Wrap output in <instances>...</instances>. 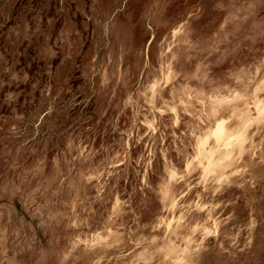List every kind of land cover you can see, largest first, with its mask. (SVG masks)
<instances>
[{
    "label": "rangeland",
    "instance_id": "374dc122",
    "mask_svg": "<svg viewBox=\"0 0 264 264\" xmlns=\"http://www.w3.org/2000/svg\"><path fill=\"white\" fill-rule=\"evenodd\" d=\"M0 264H264V0H0Z\"/></svg>",
    "mask_w": 264,
    "mask_h": 264
},
{
    "label": "bare ground",
    "instance_id": "6f19581e",
    "mask_svg": "<svg viewBox=\"0 0 264 264\" xmlns=\"http://www.w3.org/2000/svg\"><path fill=\"white\" fill-rule=\"evenodd\" d=\"M222 133V132H221ZM217 138H220V137H217Z\"/></svg>",
    "mask_w": 264,
    "mask_h": 264
}]
</instances>
